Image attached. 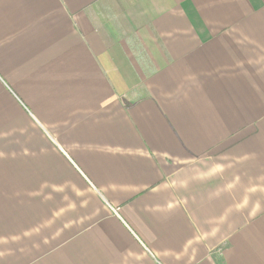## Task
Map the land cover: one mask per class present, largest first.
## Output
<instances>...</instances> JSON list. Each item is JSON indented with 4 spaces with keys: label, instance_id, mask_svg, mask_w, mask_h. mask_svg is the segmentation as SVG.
I'll return each instance as SVG.
<instances>
[{
    "label": "crops",
    "instance_id": "obj_1",
    "mask_svg": "<svg viewBox=\"0 0 264 264\" xmlns=\"http://www.w3.org/2000/svg\"><path fill=\"white\" fill-rule=\"evenodd\" d=\"M0 264H264V0H0Z\"/></svg>",
    "mask_w": 264,
    "mask_h": 264
}]
</instances>
